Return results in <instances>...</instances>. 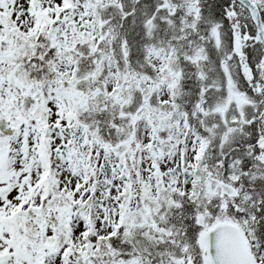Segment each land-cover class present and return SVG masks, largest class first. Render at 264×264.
<instances>
[{
  "label": "snow or ice",
  "instance_id": "snow-or-ice-1",
  "mask_svg": "<svg viewBox=\"0 0 264 264\" xmlns=\"http://www.w3.org/2000/svg\"><path fill=\"white\" fill-rule=\"evenodd\" d=\"M0 264H264V0H0Z\"/></svg>",
  "mask_w": 264,
  "mask_h": 264
}]
</instances>
